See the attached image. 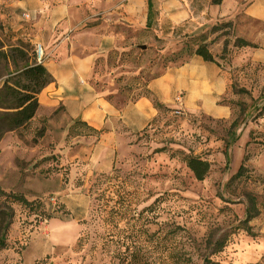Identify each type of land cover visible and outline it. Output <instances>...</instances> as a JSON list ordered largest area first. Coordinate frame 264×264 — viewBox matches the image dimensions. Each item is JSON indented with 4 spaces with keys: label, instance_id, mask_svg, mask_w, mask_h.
<instances>
[{
    "label": "rangeland",
    "instance_id": "1",
    "mask_svg": "<svg viewBox=\"0 0 264 264\" xmlns=\"http://www.w3.org/2000/svg\"><path fill=\"white\" fill-rule=\"evenodd\" d=\"M2 24L0 37L12 43L1 33ZM229 28L226 23L216 27L219 35L207 44L200 42L208 34L183 41L187 49L174 57L162 55L148 39L131 48L124 45L110 57L113 72L107 71L111 78L105 86L133 99L159 73L156 60L179 61L196 46L216 49L220 42L226 45L223 57L228 56L238 43ZM251 70L246 73L253 79L251 90L236 84L220 100L230 107V119L190 120L187 135L161 136L164 146L151 153L150 147L149 154L89 182L69 177L72 134L59 136L52 129L48 134L41 120L5 133L0 139V209L9 208L13 218L0 264H264V258L252 261L244 246L245 239L258 235L244 222L246 210L254 215L264 207L246 164L254 137L237 145L241 128L264 116V65ZM182 116L173 112L171 122ZM189 156L210 164L202 181L187 167Z\"/></svg>",
    "mask_w": 264,
    "mask_h": 264
},
{
    "label": "crops",
    "instance_id": "2",
    "mask_svg": "<svg viewBox=\"0 0 264 264\" xmlns=\"http://www.w3.org/2000/svg\"><path fill=\"white\" fill-rule=\"evenodd\" d=\"M0 21L1 33L13 43L21 40L44 49L42 65L50 82L38 94L39 107L31 123L41 120L48 134L52 129L59 136L73 135L66 162L71 180L89 182L138 160L140 154H149L150 147L151 153L164 146L161 136L187 135L190 120L230 119V107L220 100L236 84L251 90L253 79L246 73L252 72V66L264 65V0L220 4L211 0H0ZM222 23L238 42L230 55L223 57L226 45L220 42L216 49L207 46L212 61L195 54L198 46L179 61L156 60L159 73L140 88L145 93L133 99L105 86L111 78L107 74L112 71L110 57L124 45L131 48L135 41L148 39L162 55L174 57L187 49L183 41L206 38L202 34L208 38L200 44L214 40ZM242 64L249 69L242 71ZM177 94L182 95L180 104L174 102ZM175 109L183 116L171 122ZM159 129L165 134H157ZM239 134L237 145L254 137L246 164L256 197L264 201V116L249 121ZM229 148L226 144L227 163ZM248 225L258 235L245 239L244 246L252 261L260 260L264 258V207L257 209Z\"/></svg>",
    "mask_w": 264,
    "mask_h": 264
},
{
    "label": "trees",
    "instance_id": "3",
    "mask_svg": "<svg viewBox=\"0 0 264 264\" xmlns=\"http://www.w3.org/2000/svg\"><path fill=\"white\" fill-rule=\"evenodd\" d=\"M221 1L211 0V3L220 4ZM195 54L206 61L213 60L207 46H198ZM49 82L50 75L42 64L36 62L34 47L29 42L6 43L0 37V139L5 133L23 129L31 123L39 107L38 94ZM186 163L198 181H202L209 172L210 164L200 158L189 156ZM240 170L241 167L238 172ZM252 217L247 209L244 222L248 223ZM12 218L9 208L0 209V250L6 248Z\"/></svg>",
    "mask_w": 264,
    "mask_h": 264
},
{
    "label": "built area",
    "instance_id": "4",
    "mask_svg": "<svg viewBox=\"0 0 264 264\" xmlns=\"http://www.w3.org/2000/svg\"><path fill=\"white\" fill-rule=\"evenodd\" d=\"M34 53H35L36 62L42 64L45 61V53H44V49H43V47H42L41 44H36L34 46ZM181 100H182V95L181 94H177L174 97V102L176 104H180L181 103ZM174 113L176 115H181L182 114V111L180 109H175L174 110Z\"/></svg>",
    "mask_w": 264,
    "mask_h": 264
},
{
    "label": "water",
    "instance_id": "5",
    "mask_svg": "<svg viewBox=\"0 0 264 264\" xmlns=\"http://www.w3.org/2000/svg\"><path fill=\"white\" fill-rule=\"evenodd\" d=\"M141 48H142V49H145V46L143 45V46H141Z\"/></svg>",
    "mask_w": 264,
    "mask_h": 264
}]
</instances>
